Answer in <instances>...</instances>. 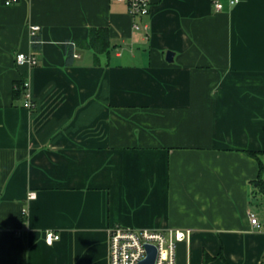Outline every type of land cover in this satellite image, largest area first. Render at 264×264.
<instances>
[{"label": "crops", "instance_id": "1", "mask_svg": "<svg viewBox=\"0 0 264 264\" xmlns=\"http://www.w3.org/2000/svg\"><path fill=\"white\" fill-rule=\"evenodd\" d=\"M230 1L151 0L135 29L117 0H0V264H108L116 224L190 229L176 264H264V0Z\"/></svg>", "mask_w": 264, "mask_h": 264}, {"label": "built area", "instance_id": "2", "mask_svg": "<svg viewBox=\"0 0 264 264\" xmlns=\"http://www.w3.org/2000/svg\"><path fill=\"white\" fill-rule=\"evenodd\" d=\"M16 0H5V5H11ZM126 5L129 15L134 19V28L140 26L146 29V24H140L143 18H146L151 10V0H117ZM237 3V0L230 1V4ZM214 8L219 11L221 5L214 3ZM40 30L38 25L29 26L30 42L37 43L36 35ZM77 55H75L76 57ZM15 62L18 66H35L37 58L30 53L18 52L15 55ZM25 90L28 83L23 82ZM23 107L32 109L34 104L28 97L23 102ZM35 192L27 194L28 200L35 199ZM250 224L259 228V223L254 213H249ZM191 236L190 229H134L121 225H112L107 231L108 244V264H140L147 258L148 247H153L156 251L154 264H176V247L178 243H188ZM59 239V235L52 232L45 233V242L51 244Z\"/></svg>", "mask_w": 264, "mask_h": 264}, {"label": "trees", "instance_id": "3", "mask_svg": "<svg viewBox=\"0 0 264 264\" xmlns=\"http://www.w3.org/2000/svg\"><path fill=\"white\" fill-rule=\"evenodd\" d=\"M73 42H67V48L69 49L72 46ZM82 46L85 48L91 49L94 52V55L97 57L99 54L107 52L109 48V38H108V29L107 28H91L87 40L83 41ZM23 81H17L14 83L13 89V99H19L24 93ZM249 155L254 157L259 164V173L251 182L252 189L257 193L264 195V177H262V172H264V164L259 160V153L249 152ZM221 258H223L220 255ZM213 259L208 254L204 253L203 261L207 262Z\"/></svg>", "mask_w": 264, "mask_h": 264}, {"label": "water", "instance_id": "4", "mask_svg": "<svg viewBox=\"0 0 264 264\" xmlns=\"http://www.w3.org/2000/svg\"><path fill=\"white\" fill-rule=\"evenodd\" d=\"M172 56H173V54L171 52H167L166 53V60L169 62L172 61ZM155 255H156L155 249L153 247L149 246L147 258L145 260H143L140 264H154Z\"/></svg>", "mask_w": 264, "mask_h": 264}]
</instances>
